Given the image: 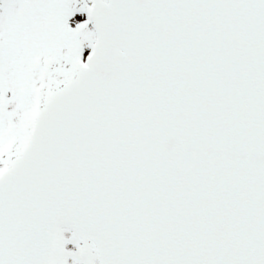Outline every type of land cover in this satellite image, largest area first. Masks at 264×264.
Here are the masks:
<instances>
[{
	"label": "snow or ice",
	"instance_id": "snow-or-ice-1",
	"mask_svg": "<svg viewBox=\"0 0 264 264\" xmlns=\"http://www.w3.org/2000/svg\"><path fill=\"white\" fill-rule=\"evenodd\" d=\"M0 264H264V0H0Z\"/></svg>",
	"mask_w": 264,
	"mask_h": 264
},
{
	"label": "rangeland",
	"instance_id": "rangeland-1",
	"mask_svg": "<svg viewBox=\"0 0 264 264\" xmlns=\"http://www.w3.org/2000/svg\"><path fill=\"white\" fill-rule=\"evenodd\" d=\"M77 16L80 18V19H86V14L84 13V14H80L79 13V15H78V13H77ZM70 24H71V26H75L74 24H72V22H71V20H70ZM89 28H91L90 27V25H89ZM86 50H87V48L85 49V52H86ZM84 52V53H85ZM65 235L67 236V235H69V233H65ZM66 247H68V248H74V246L73 245H71V244H69V245H67Z\"/></svg>",
	"mask_w": 264,
	"mask_h": 264
}]
</instances>
